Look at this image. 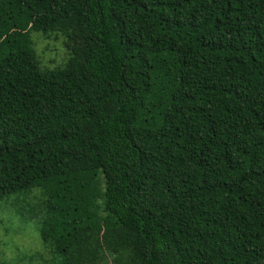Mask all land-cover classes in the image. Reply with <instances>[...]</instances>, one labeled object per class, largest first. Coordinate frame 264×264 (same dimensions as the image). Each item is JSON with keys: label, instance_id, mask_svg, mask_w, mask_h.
Wrapping results in <instances>:
<instances>
[{"label": "trees", "instance_id": "16d2710c", "mask_svg": "<svg viewBox=\"0 0 264 264\" xmlns=\"http://www.w3.org/2000/svg\"><path fill=\"white\" fill-rule=\"evenodd\" d=\"M20 195L44 264H264V0H0V205Z\"/></svg>", "mask_w": 264, "mask_h": 264}, {"label": "rangeland", "instance_id": "374dc122", "mask_svg": "<svg viewBox=\"0 0 264 264\" xmlns=\"http://www.w3.org/2000/svg\"><path fill=\"white\" fill-rule=\"evenodd\" d=\"M45 37L39 33H32L31 39L34 50L43 68L54 69L63 66L67 59L65 47L66 36L53 34ZM66 53V54H65ZM64 63V64H63ZM31 202L40 201L38 191L29 195ZM8 197L0 206V255L2 264H44L41 257L33 256L36 251L43 249L39 230L41 215L29 204L23 195Z\"/></svg>", "mask_w": 264, "mask_h": 264}]
</instances>
